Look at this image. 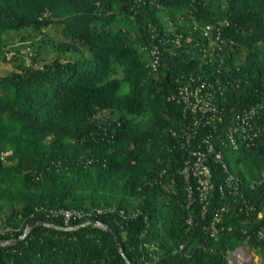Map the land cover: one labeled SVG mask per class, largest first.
Segmentation results:
<instances>
[{
    "label": "trees",
    "instance_id": "16d2710c",
    "mask_svg": "<svg viewBox=\"0 0 264 264\" xmlns=\"http://www.w3.org/2000/svg\"><path fill=\"white\" fill-rule=\"evenodd\" d=\"M0 58L12 65L0 74V222L15 227L0 240L31 220L95 218L123 248L94 224H35L0 246V264H228L247 236L264 264V185H247L264 176V0H0ZM188 82L215 92L218 116L176 98ZM205 137L222 161L207 152L203 205L182 168ZM220 204L242 210L211 237ZM93 206L114 210L68 223L52 212ZM180 243L202 246L184 255Z\"/></svg>",
    "mask_w": 264,
    "mask_h": 264
},
{
    "label": "built area",
    "instance_id": "2783aa9c",
    "mask_svg": "<svg viewBox=\"0 0 264 264\" xmlns=\"http://www.w3.org/2000/svg\"><path fill=\"white\" fill-rule=\"evenodd\" d=\"M157 56L153 59V64L157 61ZM192 80V79H191ZM205 82L194 85L190 84V82L184 84L183 86H180L178 89V93L176 95V98L178 100L182 99L184 102H187L189 104V108L191 112L196 113L200 112L201 116L202 114L205 115L207 118L210 116H218L216 115L217 106L213 104L212 99L215 94V92L211 89H204ZM208 87H213L211 83L208 84ZM255 109L251 108L248 111H244L241 114L237 116L239 121L244 124L246 123L247 119L251 118L252 114L254 113ZM208 113H211L210 115ZM208 114V115H207ZM198 117L195 119V122L199 120ZM228 133H226L227 138L230 143H232L233 147L236 146L235 138H234V132L237 130V127L235 125L230 126ZM205 142V148L207 151L202 150L200 145L190 147L189 153L190 158L186 159L185 164L182 168V174L185 181H187V191L188 196L190 198L189 201H191V196L193 192V185L195 186L197 190L198 197L201 202H203V205L205 204L209 198L210 190L213 187L212 179H211V172L207 164V152L211 153L213 158L216 160H221V153L219 150H215L213 144L209 141L207 137L203 139ZM222 161V160H221ZM225 170H227L226 164L222 163ZM192 179V183L190 181ZM227 184L230 186L229 191H233V193L238 192V185L240 178L236 176L235 174H232L228 172L226 175ZM193 184V185H192ZM250 188H255L256 186L264 185V176H261L259 178H255L247 184ZM242 197V194H240ZM243 200L248 202L246 198H243ZM249 209H253V206H247ZM230 208V207H229ZM229 208L224 205L220 204L219 206H216L213 209L211 220L206 225L207 232L209 236L216 237L221 231L223 230H230V225H223L221 224V221L223 219V215L225 212H228ZM112 209L109 206L106 207H97L93 206L89 209L84 208H58L52 210V212L55 215H58L62 218V220L65 223H68L72 219L77 218H88L89 216L93 214H100V213H108L111 212ZM231 212H237L241 211L242 207L241 205H233L230 208ZM119 214L123 218H127L131 216V214H125L123 211H119ZM257 216H261V211L257 212ZM188 224H191L192 218L189 217L187 220ZM15 227L13 226H2L0 222V233L9 232L14 230ZM256 236L258 238L264 237V229L259 228L255 232ZM5 240V239H3ZM2 241V240H0ZM201 243H195L192 245H185L184 243H180L177 247L178 251H182L184 255H188L192 250L195 248L201 247ZM223 258L226 260L228 264H260V255L257 253L255 247L251 245L248 241V236L244 240V242L240 245H237L236 247L232 249H227L223 253Z\"/></svg>",
    "mask_w": 264,
    "mask_h": 264
},
{
    "label": "water",
    "instance_id": "95a60500",
    "mask_svg": "<svg viewBox=\"0 0 264 264\" xmlns=\"http://www.w3.org/2000/svg\"><path fill=\"white\" fill-rule=\"evenodd\" d=\"M35 224H40V225H45V226H53V227L61 228V229H76L78 227H82V226L87 225V224L97 225L100 228L107 230L113 236V239H114V241L116 243V246H117L119 252L123 255V248H122L121 241L119 239L118 233L112 227H110L108 224H105V223H103L100 220L95 219V218H89V219L85 220L84 222H81V223H78V224H74V225H68V226H58V225H55L53 223L46 222V221L31 220V221H29L26 224V226L24 228V232L17 239H14V240H10V239L2 240V241H0V246L17 242L22 237H24L25 234L29 231V229ZM124 258H125L127 264H130V262L127 260V258L126 257H124Z\"/></svg>",
    "mask_w": 264,
    "mask_h": 264
},
{
    "label": "rangeland",
    "instance_id": "374dc122",
    "mask_svg": "<svg viewBox=\"0 0 264 264\" xmlns=\"http://www.w3.org/2000/svg\"><path fill=\"white\" fill-rule=\"evenodd\" d=\"M6 49V48H5ZM29 48L25 47V48H22V52L25 53V52H29ZM12 50L11 51H6L5 54H6V58H10L11 54H12ZM12 68V65L10 62L8 61H4L0 58V74H5V73H8Z\"/></svg>",
    "mask_w": 264,
    "mask_h": 264
}]
</instances>
